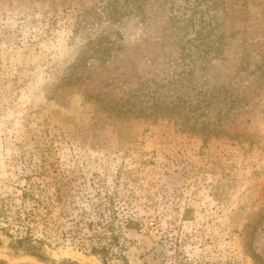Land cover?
Wrapping results in <instances>:
<instances>
[{"label":"rangeland","instance_id":"1","mask_svg":"<svg viewBox=\"0 0 264 264\" xmlns=\"http://www.w3.org/2000/svg\"><path fill=\"white\" fill-rule=\"evenodd\" d=\"M0 264H264V0H0Z\"/></svg>","mask_w":264,"mask_h":264},{"label":"trees","instance_id":"2","mask_svg":"<svg viewBox=\"0 0 264 264\" xmlns=\"http://www.w3.org/2000/svg\"><path fill=\"white\" fill-rule=\"evenodd\" d=\"M43 241L34 239V237L28 233L23 237L12 238L10 243V247L17 251H24L26 253L32 254L34 256H38L40 258H45L44 249H43ZM94 253H97L98 250L94 248L92 250ZM102 252V251H100ZM105 255L104 253H100V255ZM256 259L259 258L258 255H255ZM105 257V256H104ZM106 260V259H105Z\"/></svg>","mask_w":264,"mask_h":264}]
</instances>
